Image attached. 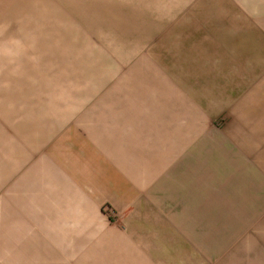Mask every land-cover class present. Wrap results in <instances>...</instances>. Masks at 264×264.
Masks as SVG:
<instances>
[{
	"label": "crops",
	"instance_id": "1",
	"mask_svg": "<svg viewBox=\"0 0 264 264\" xmlns=\"http://www.w3.org/2000/svg\"><path fill=\"white\" fill-rule=\"evenodd\" d=\"M238 11L245 12L238 18V90L253 94L264 90V0H238ZM247 34L262 38L255 40L259 56L248 53ZM156 59L140 54L136 69L100 57L105 68L91 74L90 87L77 83L81 92L52 114L17 118L10 190L0 202V226L10 230L0 244L10 258L0 256V264H238V250L211 248L217 240L209 212L198 208L204 201L196 207L189 196L180 206L169 190L176 189L168 180V171L176 176L171 140L177 143V124L194 117L180 120L176 103L163 100V90L177 91ZM184 131L195 138L194 129ZM259 219L250 244L264 259Z\"/></svg>",
	"mask_w": 264,
	"mask_h": 264
},
{
	"label": "rangeland",
	"instance_id": "2",
	"mask_svg": "<svg viewBox=\"0 0 264 264\" xmlns=\"http://www.w3.org/2000/svg\"><path fill=\"white\" fill-rule=\"evenodd\" d=\"M242 14L238 0H0V202L10 190L17 118L52 114L81 92L77 83L90 87L91 74L105 68L100 57L141 69L147 52L177 91L163 90V100L176 103L180 120L194 117L180 121L177 143L171 140L178 167L176 176L168 171L169 183L176 181L170 192L180 206L189 196L196 207L204 201L198 208L209 212L212 249L238 250V264H264L250 244L252 221L264 219V170L256 169L264 168V154L256 160L264 153V90H238ZM248 34V53L259 56L255 40L262 38ZM3 250L0 244V256L10 258Z\"/></svg>",
	"mask_w": 264,
	"mask_h": 264
}]
</instances>
